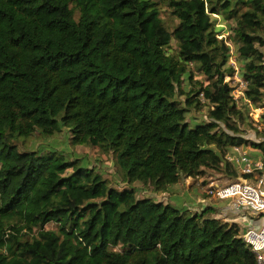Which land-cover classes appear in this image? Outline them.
Wrapping results in <instances>:
<instances>
[{"label": "trees", "instance_id": "trees-1", "mask_svg": "<svg viewBox=\"0 0 264 264\" xmlns=\"http://www.w3.org/2000/svg\"><path fill=\"white\" fill-rule=\"evenodd\" d=\"M159 2L0 0V264H257L238 222L134 185L163 194L208 169L236 180L234 147L264 157L232 121L264 101V0ZM232 52L248 83L239 106ZM36 133L112 154L131 188L64 151L26 149Z\"/></svg>", "mask_w": 264, "mask_h": 264}, {"label": "rangeland", "instance_id": "rangeland-1", "mask_svg": "<svg viewBox=\"0 0 264 264\" xmlns=\"http://www.w3.org/2000/svg\"><path fill=\"white\" fill-rule=\"evenodd\" d=\"M157 3H160L159 0H154ZM161 15L162 18L165 20L166 24L169 27H173L176 24H178V21H176L172 15L171 12L168 8L165 6H162L161 9ZM219 30L221 28H224L223 31H221V36L224 38L228 44H233L232 39L234 37V34L231 32L230 27L226 24L220 25L217 27ZM176 48V44H173V49ZM231 59H230V66L234 69L235 73L230 76L225 77V83H227L230 88H234V91L232 93L234 102L239 106L241 103L245 102L244 97L241 93L243 90H241V84H240V79L237 78L238 71L240 72L241 66L238 62V57L235 53H231ZM196 74V72H195ZM195 80L198 82H202V85L204 86V81L205 78L201 75H195ZM199 85L197 86V91L201 89ZM183 88L188 90L191 89V84L188 83V81L184 82ZM178 100L181 102H184V97L178 96ZM201 99V96H200ZM202 103H204L201 100ZM208 116V107L204 106V108H201L200 110H196L194 113L189 116V121H192L193 123L195 122L192 120L194 117L197 119H203ZM234 124L236 126H239V129L243 133L245 139H247L250 143H260L264 141V114H258L255 109H250L249 113L247 116L244 117L243 120H237V119H232ZM196 125V124H195ZM222 128H225L223 125ZM70 134L65 133L61 135H56L51 138H45L41 136L39 133H36L32 138L27 140L25 144V148L32 150V151H38V152H51L52 150L61 152L64 151L65 155L70 157L72 161L79 160L80 162H87L90 166V168L95 169L102 174H105V176L108 178L110 181V186L114 188L115 190L118 191H123L130 189L131 186H129L127 183H125L118 173V168L115 164V159L112 154H104L101 152L98 148L94 147H85V146H72L70 143ZM186 179V178H185ZM204 179L205 183L202 184L203 188L207 189L209 184L211 182H218L220 185L227 184L231 181L227 176L222 175L218 173L217 171L208 169L205 171L204 176L194 179V178H187V180L191 181H196V180H201ZM184 183V179L181 182V186ZM196 184V183H195ZM192 185V192L191 194H195L198 192V189L195 188L196 185ZM137 190H140L138 192L139 198H144V197H150L154 198L157 201H162V198H159L160 194H156L153 187L151 186H143L141 184H135L134 185ZM183 187V186H182ZM181 187V189L178 192H174L173 194L176 197L175 200V207L178 208H185L183 207V203L185 201H188L191 203L190 198L188 196H183V191L184 189ZM206 191V190H205ZM206 196L207 194L204 192L203 194ZM193 212V211H191ZM241 218L238 217L237 220H240ZM50 229H56V226L54 224L49 225Z\"/></svg>", "mask_w": 264, "mask_h": 264}, {"label": "built area", "instance_id": "built-area-1", "mask_svg": "<svg viewBox=\"0 0 264 264\" xmlns=\"http://www.w3.org/2000/svg\"><path fill=\"white\" fill-rule=\"evenodd\" d=\"M237 76L243 90L239 93L245 99L248 83L239 75V71ZM233 91L234 88L231 94ZM200 96L205 103L203 94ZM251 107L258 114H264V101ZM253 153L249 147H234L226 159L235 166L239 177L224 185L211 182L205 193L215 200L228 202L232 210L241 215L262 221L260 229L249 227L243 238L256 256L257 264H264V157L254 158Z\"/></svg>", "mask_w": 264, "mask_h": 264}, {"label": "crops", "instance_id": "crops-1", "mask_svg": "<svg viewBox=\"0 0 264 264\" xmlns=\"http://www.w3.org/2000/svg\"><path fill=\"white\" fill-rule=\"evenodd\" d=\"M251 151L254 152L253 155H259L261 154V151L259 149H255L252 147H249ZM182 182V181H181ZM181 182L175 186H172L169 188L168 192L160 194L159 198H162V201L158 202H164L166 204H171L175 206V200L176 197L173 194L174 192H178L181 187L184 189L183 196H188L190 198L191 203L188 201H185L183 203V207H188L189 210L193 212H202L205 210H208V217H214L221 219L223 221L229 222V223H236L238 222L244 229H248L249 227H255L257 229H260L262 221L259 219H255L252 216L247 215H241L235 211L232 210L228 202L218 201L213 198H210L208 195L204 196L205 188H203L202 184L205 183L204 179L191 181L184 179V183L181 186ZM196 183V184H195ZM216 185L218 182H212ZM196 185L195 188L198 189V192L195 194H191L192 192V185ZM240 217V220H237V218Z\"/></svg>", "mask_w": 264, "mask_h": 264}]
</instances>
